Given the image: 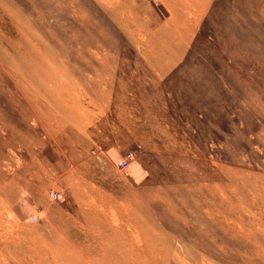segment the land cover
<instances>
[{"label":"rangeland","instance_id":"374dc122","mask_svg":"<svg viewBox=\"0 0 264 264\" xmlns=\"http://www.w3.org/2000/svg\"><path fill=\"white\" fill-rule=\"evenodd\" d=\"M151 250L264 264V0H0V264Z\"/></svg>","mask_w":264,"mask_h":264},{"label":"bare ground","instance_id":"6f19581e","mask_svg":"<svg viewBox=\"0 0 264 264\" xmlns=\"http://www.w3.org/2000/svg\"><path fill=\"white\" fill-rule=\"evenodd\" d=\"M158 73V72H157ZM8 238V237H7ZM141 244V243H140ZM152 249V248H151ZM176 252V251H175ZM138 254V253H135ZM155 252L153 250H151L148 253H144V254H138L135 256V258L133 257V261L132 264H150V257L152 258L154 256ZM148 256V257H147ZM179 256V255H178ZM131 257V256H129ZM152 263V262H151Z\"/></svg>","mask_w":264,"mask_h":264},{"label":"built area","instance_id":"2783aa9c","mask_svg":"<svg viewBox=\"0 0 264 264\" xmlns=\"http://www.w3.org/2000/svg\"><path fill=\"white\" fill-rule=\"evenodd\" d=\"M133 155L131 153H127L121 161H119V165L123 166L127 162H129L132 159Z\"/></svg>","mask_w":264,"mask_h":264}]
</instances>
